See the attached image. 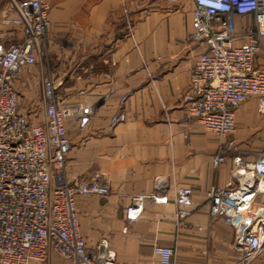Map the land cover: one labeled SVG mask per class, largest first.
Masks as SVG:
<instances>
[{"label": "crops", "instance_id": "1", "mask_svg": "<svg viewBox=\"0 0 264 264\" xmlns=\"http://www.w3.org/2000/svg\"><path fill=\"white\" fill-rule=\"evenodd\" d=\"M49 2L48 61L58 96L93 108L85 127L67 121L72 145L66 174L69 181L99 175L109 187L108 194L77 196L87 243L108 240L117 264H175L174 258L172 263L161 261L157 245L174 246L176 264L195 258L205 262L217 252L228 264L235 229L211 215L208 191L214 185L241 183L245 171L234 155L239 152L252 161L264 150V112L255 96L237 107L236 149L215 166L220 137L188 114L183 99L195 60L205 48L190 37L195 0ZM14 14L10 0H0V44L22 38L19 26L3 21ZM247 20L238 17V27ZM47 65H25L14 82L20 109L35 123L44 118L41 87ZM120 111L127 118L113 125L111 116ZM180 186L193 188L185 225L177 216ZM152 192L168 200L146 199L141 215L129 221L126 209L132 197ZM257 203L264 205V192ZM56 254L50 253L49 264H71ZM251 264H264V251Z\"/></svg>", "mask_w": 264, "mask_h": 264}, {"label": "built area", "instance_id": "2", "mask_svg": "<svg viewBox=\"0 0 264 264\" xmlns=\"http://www.w3.org/2000/svg\"><path fill=\"white\" fill-rule=\"evenodd\" d=\"M10 2L15 14L3 21L19 26L22 38L0 49V264H49L52 251L71 264H117L108 240L87 243L77 208L79 194H108V185L99 175L69 181L66 174L72 145L67 121L85 127L93 108L61 100L57 81L48 75L42 77L43 120L33 122L19 106L15 78L41 57L51 25L50 2ZM238 17L248 19L242 28ZM193 22L190 37L204 42L205 48L195 60L183 99L188 114L220 137L213 157L218 167L226 153L236 149L232 136L237 107L255 96L264 112V0H195ZM126 118L120 111L111 116V123ZM234 159L245 171L241 183L212 186L208 201L211 215L235 229L237 264H251L264 251V205L256 207L264 192V150L252 161L239 152ZM149 198L168 200L154 192L134 195L126 209L129 221L141 215ZM176 202L179 224L185 225L192 213L193 188L178 187ZM155 249L162 262H173L174 246Z\"/></svg>", "mask_w": 264, "mask_h": 264}, {"label": "rangeland", "instance_id": "3", "mask_svg": "<svg viewBox=\"0 0 264 264\" xmlns=\"http://www.w3.org/2000/svg\"><path fill=\"white\" fill-rule=\"evenodd\" d=\"M12 42H13L12 40L11 41H6V44L5 43L0 44V47L3 46L2 48H6V47L9 46V44L11 45ZM42 47H43L42 52H41L42 54H41V57H39V61L40 62L41 61L42 62L45 61V65L48 64L47 68H46V70H47L46 75L52 77L53 76L52 73H51L52 72V69H51L52 64L49 63V61H48L49 54L52 51V50L50 51L51 48H50V42H49L48 33L46 35V39L43 40V42H42ZM257 206H260V205L258 203H256V207ZM234 241H235V239H234ZM234 241H233V243L231 245V249H229V251H228V264H237L239 256H240L239 252L236 250V248L234 246ZM176 254H177V252L175 253V257H176ZM56 255L58 257H60V258H64L58 253ZM175 257H174V260H175V264H176L177 261H176ZM178 263L179 264H188V263L189 264H223V253L221 255L218 252L217 253H210V258L207 259L205 262H201L200 260L195 258L192 261L190 260V262L188 260V261H185V262L182 261V263H181V261L179 260Z\"/></svg>", "mask_w": 264, "mask_h": 264}]
</instances>
